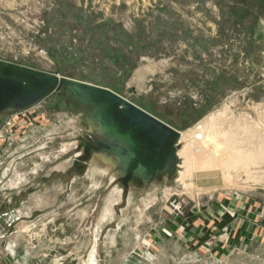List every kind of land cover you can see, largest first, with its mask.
I'll return each instance as SVG.
<instances>
[{"label":"rangeland","instance_id":"374dc122","mask_svg":"<svg viewBox=\"0 0 264 264\" xmlns=\"http://www.w3.org/2000/svg\"><path fill=\"white\" fill-rule=\"evenodd\" d=\"M0 61L181 133L227 109L215 129L264 151V0H0ZM87 111L58 93L0 116V264H264V164L179 181L177 156L173 178L124 186L115 163L79 159Z\"/></svg>","mask_w":264,"mask_h":264},{"label":"water","instance_id":"95a60500","mask_svg":"<svg viewBox=\"0 0 264 264\" xmlns=\"http://www.w3.org/2000/svg\"><path fill=\"white\" fill-rule=\"evenodd\" d=\"M58 93L77 109L88 110L93 140L82 142L80 161L94 155L110 158L124 186L173 178L178 131L109 89L0 61V116L27 111Z\"/></svg>","mask_w":264,"mask_h":264},{"label":"bare ground","instance_id":"6f19581e","mask_svg":"<svg viewBox=\"0 0 264 264\" xmlns=\"http://www.w3.org/2000/svg\"><path fill=\"white\" fill-rule=\"evenodd\" d=\"M227 115V109H222L219 112L209 114L194 127L187 130V132H179V142H185V146L182 150L176 151V156L181 157L183 161L182 167L184 169L183 172L179 173V181H181L183 174L187 176L192 173L211 171H220V173L226 178L230 170H240L242 172H246L247 175V172H249L251 167L253 168V166L255 167L259 166V164H264V151L261 148V143L254 149L250 147L252 150L245 149V147L242 146V142L246 140L247 137H243L244 140L239 143L237 139L239 134L236 133L235 129L232 131L230 126H228L229 131L224 133H222V131H218V128L215 129L217 127L216 122H220L221 119H226ZM242 122L244 123H239L236 127L242 132L240 134H244L252 127L247 125L249 122H247L246 119ZM235 126L236 124L233 128ZM90 129L92 131V128ZM236 134L238 135L236 136ZM258 139L259 138H257V140ZM99 156L102 157V155ZM103 160L105 164L115 163L113 160L105 156H103Z\"/></svg>","mask_w":264,"mask_h":264},{"label":"crops","instance_id":"0c3cea01","mask_svg":"<svg viewBox=\"0 0 264 264\" xmlns=\"http://www.w3.org/2000/svg\"><path fill=\"white\" fill-rule=\"evenodd\" d=\"M248 215H249L248 212H246L245 214H242L241 219L245 221L246 220L245 218ZM224 220H225V225L230 227V226L234 225V222H235L236 219L233 220V219H230L229 217H226ZM218 230H220V229H218ZM195 239H199V238H197V236H196Z\"/></svg>","mask_w":264,"mask_h":264},{"label":"built area","instance_id":"2783aa9c","mask_svg":"<svg viewBox=\"0 0 264 264\" xmlns=\"http://www.w3.org/2000/svg\"><path fill=\"white\" fill-rule=\"evenodd\" d=\"M170 207L174 210V211H177V212H179V204H176V202L175 201H173L171 204H170Z\"/></svg>","mask_w":264,"mask_h":264}]
</instances>
